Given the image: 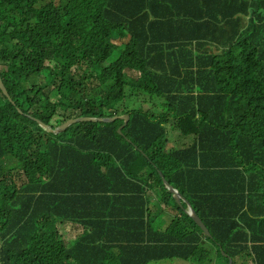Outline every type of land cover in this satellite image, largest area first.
Masks as SVG:
<instances>
[{
	"label": "trees",
	"instance_id": "obj_1",
	"mask_svg": "<svg viewBox=\"0 0 264 264\" xmlns=\"http://www.w3.org/2000/svg\"><path fill=\"white\" fill-rule=\"evenodd\" d=\"M0 76V264H264V0H0Z\"/></svg>",
	"mask_w": 264,
	"mask_h": 264
},
{
	"label": "rangeland",
	"instance_id": "obj_2",
	"mask_svg": "<svg viewBox=\"0 0 264 264\" xmlns=\"http://www.w3.org/2000/svg\"><path fill=\"white\" fill-rule=\"evenodd\" d=\"M116 43L120 45V41H117ZM122 48L123 46L120 45V47L115 50V54H114L115 57H118V54L120 53ZM52 66H53V63H51V67ZM134 106L136 107L137 104H134ZM169 139H170V142H169L168 149L174 148V147L181 148V146L183 145V142L186 141L185 139H183L182 136H178V134L173 135L170 132H169ZM143 165H147V164H143ZM148 197H150V200H151L153 218H155L158 223L156 224V227L160 229L161 231H166L170 229L172 225L174 224L176 217L179 215L176 205L172 202L168 204L163 203L161 200V196L155 191H149ZM73 229L74 228H72V226H66V225L60 226V235L63 238L64 242L70 243V240L77 238L76 234L79 231L75 229L74 231ZM79 230L81 233L82 230L81 229ZM203 247L207 249L208 251H210L211 255L215 256L219 262H222V259L216 255V253L214 252V250L211 248L210 245L205 243ZM221 257L225 258L222 254H221Z\"/></svg>",
	"mask_w": 264,
	"mask_h": 264
},
{
	"label": "water",
	"instance_id": "obj_3",
	"mask_svg": "<svg viewBox=\"0 0 264 264\" xmlns=\"http://www.w3.org/2000/svg\"><path fill=\"white\" fill-rule=\"evenodd\" d=\"M0 90L3 93V95L10 101V103H13L11 100V97H10V95H9V93H8L4 83L2 81L1 76H0ZM19 113L22 114V112H20V111H19ZM32 120L36 121L37 125H39V127H41L43 132H45L47 134H53V135H60L64 132H66V130L69 129L70 127L77 125V124H82V123L112 124L116 121H122V122H124V126L117 130L118 134H122V129L128 125L130 118H129V116H116V117L106 118V119L79 118V119L70 120L67 123L63 124L62 126H60L58 128H54V129L49 127V126L44 125L43 123H41V121H38L35 119H32ZM162 178L164 179L165 187L167 188L169 193L172 194V197L175 200V202L181 208H184L183 203L186 204L187 208L184 209V212L201 228V230L203 231V233L207 237H211V233H210L208 227L205 225V223L202 221V219L198 216V214L192 208L190 202L165 179L163 174H162ZM228 264H232L230 259H228Z\"/></svg>",
	"mask_w": 264,
	"mask_h": 264
},
{
	"label": "clouds",
	"instance_id": "obj_4",
	"mask_svg": "<svg viewBox=\"0 0 264 264\" xmlns=\"http://www.w3.org/2000/svg\"><path fill=\"white\" fill-rule=\"evenodd\" d=\"M7 159L8 158H4L0 164L4 165L6 163ZM2 172H3V178H4L3 185L5 187L10 188L14 193H16V195H23V194L26 193L27 189L23 186L24 176H23V174L21 173L20 170L16 171L14 169V170H11V171H2ZM1 225L2 224H0V228H1ZM223 256L226 259H229L226 255L223 254ZM189 263H192V262H189ZM231 263H232V260H231ZM192 264H194V263H192ZM196 264H199V263H196ZM206 264H211V263H206Z\"/></svg>",
	"mask_w": 264,
	"mask_h": 264
},
{
	"label": "crops",
	"instance_id": "obj_5",
	"mask_svg": "<svg viewBox=\"0 0 264 264\" xmlns=\"http://www.w3.org/2000/svg\"><path fill=\"white\" fill-rule=\"evenodd\" d=\"M156 224H158L157 221H156V223H155V227H156ZM72 228H74L75 230H78V231H79V232L76 234V237H77V238L80 237V236H81V233H83V231H84V227H82V226L74 227V225H72ZM156 228H157V227H156ZM74 229H73V230H74ZM79 229L82 230L81 233H80V230H79ZM157 229H158V228H157ZM75 230H74V231H75ZM158 230H160V229H158ZM162 264H192V263L184 262V261H180V260H175V261H165V262H163ZM215 264H224V263H223V261H222V262H219V261L217 260Z\"/></svg>",
	"mask_w": 264,
	"mask_h": 264
}]
</instances>
